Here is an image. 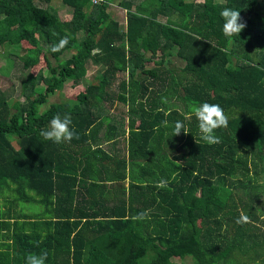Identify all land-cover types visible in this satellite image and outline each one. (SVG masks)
<instances>
[{
  "label": "trees",
  "instance_id": "obj_1",
  "mask_svg": "<svg viewBox=\"0 0 264 264\" xmlns=\"http://www.w3.org/2000/svg\"><path fill=\"white\" fill-rule=\"evenodd\" d=\"M102 1L59 0L60 20L51 0H0V48L27 72L22 101L0 89V264L45 252V264L264 263V0H116L122 25ZM225 7L240 11L239 36L222 34ZM39 56L53 63L32 75ZM89 64L100 70L82 92L48 104ZM204 102L228 116L218 144L200 139L192 108ZM57 114L78 139H43ZM176 121L187 134L173 136ZM15 202L41 211L16 216Z\"/></svg>",
  "mask_w": 264,
  "mask_h": 264
},
{
  "label": "rangeland",
  "instance_id": "obj_2",
  "mask_svg": "<svg viewBox=\"0 0 264 264\" xmlns=\"http://www.w3.org/2000/svg\"><path fill=\"white\" fill-rule=\"evenodd\" d=\"M194 2L201 1V0H193ZM36 5L44 7L45 5H39L38 2H36ZM49 6L52 7L58 14V17L60 20H68L70 18V10L66 8L65 6L61 5L59 0H51L49 3ZM112 18L118 22L119 25H122L124 21V12L116 5V0H111L109 2L108 10H107ZM20 49L24 50L29 48V46L25 42L20 43ZM70 53H63L60 55V60H64L68 58ZM19 53H17L16 50L13 49H1L0 48V89L4 91L7 95L11 97L10 103L15 99L22 101V98L18 96L19 94V81L18 79H21L20 76H24L26 74V71L21 70V62L19 60ZM153 58H157L155 55ZM49 63H53L51 58H47ZM41 56H39V59L36 61L35 65L28 70V73L34 75L38 71L42 74H46V64L45 61ZM172 66H177V64H171ZM100 67L96 65H90L87 67L86 74L83 78L85 81H81L78 84L73 83V78H67L64 82V84L61 86V89L56 93V95L50 96L48 99V104L50 103H59L63 102L67 99H73L74 96L78 92H82L83 88L86 84L93 81V77L99 72ZM19 77V78H18ZM119 79H121V75H119ZM43 90V86L40 84L37 86L34 90L35 93H40ZM47 103V102H46ZM46 108V105L40 106L38 111L42 112L43 109ZM109 144H104L102 148L106 151L108 150ZM114 150H117L118 153L121 151L120 155L125 154V151L122 149V144L119 142L114 146ZM112 151V150H111ZM9 193H4L1 195L2 197L9 198ZM260 200L264 201V194L260 196ZM3 199H0V204H2ZM13 214L22 215L26 213H39L41 211V207L35 203H24V202H15L13 207ZM264 217V216H263ZM261 231H264V226L261 224H258ZM259 256H262V252H258ZM249 256H253L251 253ZM174 264H190V260L188 258H184L182 260H178L177 258H174L171 260ZM249 264H264L262 262L261 257H254V259Z\"/></svg>",
  "mask_w": 264,
  "mask_h": 264
},
{
  "label": "clouds",
  "instance_id": "obj_3",
  "mask_svg": "<svg viewBox=\"0 0 264 264\" xmlns=\"http://www.w3.org/2000/svg\"><path fill=\"white\" fill-rule=\"evenodd\" d=\"M92 3H101L102 0H91ZM224 23L222 25V34L226 38L239 36L241 31L246 27L242 22L240 11L233 10L225 7L219 13ZM69 38L67 36L61 38L58 43L50 46L48 51L52 53L60 52L68 44ZM99 49H95L94 53H99ZM166 103V100L164 101ZM192 114L198 121V129L200 132V139L208 145L220 143V137L215 135V130L219 128H226L228 126V116L225 114L224 109L219 104H210L204 102L192 108ZM72 123L71 117L65 114L63 118L59 114L55 115L50 121L47 129H42L40 135L44 140L52 141L56 144L71 142L74 138L78 139V135L70 128ZM167 126V121L162 122ZM184 131V124L182 121H176L173 129V136L180 135ZM175 179V176L172 177ZM169 181L161 179L156 183L157 188H168ZM147 217V211L139 212L132 217L133 220H143ZM249 222L247 215L241 213L240 217L236 220L237 224ZM47 253L41 254H28L25 257V264H45L47 260Z\"/></svg>",
  "mask_w": 264,
  "mask_h": 264
}]
</instances>
